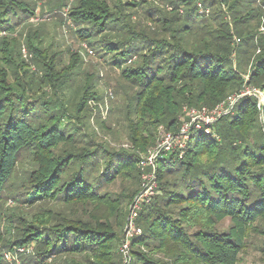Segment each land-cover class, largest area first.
Instances as JSON below:
<instances>
[{
    "label": "trees",
    "instance_id": "16d2710c",
    "mask_svg": "<svg viewBox=\"0 0 264 264\" xmlns=\"http://www.w3.org/2000/svg\"><path fill=\"white\" fill-rule=\"evenodd\" d=\"M69 6L76 36L123 80L114 91L131 146H115L91 126L90 101L102 96L95 74L84 79L78 69L79 55L61 66V51L29 29L33 70L17 38L2 34L37 17L36 3L0 0V207L8 198L18 205L7 218L12 240L0 243V264L3 250L19 247L28 250L22 264H240L251 247L264 254V101L240 95L246 86L264 90V34L253 30L264 24V0ZM251 49L260 53L246 79ZM234 94L229 112L192 123L184 148L157 154L150 166L159 191L139 210L142 231L130 238L124 263L130 205L159 128L179 134L192 122L190 109H216Z\"/></svg>",
    "mask_w": 264,
    "mask_h": 264
},
{
    "label": "rangeland",
    "instance_id": "374dc122",
    "mask_svg": "<svg viewBox=\"0 0 264 264\" xmlns=\"http://www.w3.org/2000/svg\"><path fill=\"white\" fill-rule=\"evenodd\" d=\"M32 1L36 3L37 17H32L27 23L18 25L15 31L11 34L5 32H2V34L7 39H10L12 37L17 38L22 57L27 61V63L30 64V67L33 70H35L36 68V64L33 60L34 55L32 52H30L26 43V33L29 29L33 32H37L38 35L42 37V46L49 47L51 51H61L60 55L57 57V59L61 62V66H65L69 63L71 64V62L76 59L77 55H79L78 58L81 60V64L79 65L78 69H80L84 73V79L87 77V74H95L97 79L96 89L98 93L102 96V99L100 101H90L91 106L94 107L92 115L90 116L91 126L99 132L101 137L107 139L113 145L123 147L131 146L130 143H128V141L126 140L127 132L124 126L125 120L122 117V112L120 108H118L120 105H122L123 100L120 96L118 97V95L115 94L114 91L115 87L119 85V83H123V80L120 77L119 71L117 69L115 70L114 68H112L110 64H108V62L105 60V58L101 56L100 53H97L86 42L76 36L74 32L75 27L70 22L68 17V10L70 7L69 5L73 0H68L69 5H64L60 9H57V7L52 6V2L58 0ZM50 2L52 4H50ZM201 8L203 9L202 12H204L206 16L211 15L212 7L209 6L207 9H205L204 6H200V9ZM253 30L254 32H259L260 35L264 34V24H255ZM258 37L259 36H257V38ZM251 50L254 51V49ZM258 53H260V49H258L256 52L254 51L253 53H251V59L248 60V62H243L242 64V71L244 72V76L246 77V79L250 78L252 62L253 59L256 58ZM233 55L234 63H238V61L240 60L239 55L235 53ZM249 94L257 96L261 103L264 101V90H261L258 87L246 86L240 95ZM238 97L239 96H237L236 94L228 96L224 103H221L216 109L210 111L206 107H203L201 109L206 108L207 110L205 112L209 116L217 114L221 115L222 113L229 112V109L235 104ZM194 109L198 110L197 108ZM101 121L106 122L107 126H111L113 130L111 131L107 128H101V126H99ZM167 138L172 141L173 147L177 148L176 144L178 142L175 134L165 130L164 128H159L155 146H152L148 150V155H144L143 158H149V156L154 154L153 159L155 160V158L157 157L156 151L160 150L161 147L164 146L163 144L167 141ZM145 163L146 162H144V166L142 167L143 171L140 178V191L134 197V200L130 205V211L133 210L132 206L133 204L135 205L138 196H140L141 194L143 196L140 198L141 200L139 199L138 202L141 209L144 202L149 203L155 198L159 191V186L155 184L147 188L148 186H150V184H147L150 179H148V176L146 174H152L151 172H154L155 168ZM142 165L143 163L141 164V166ZM148 166L153 169L151 171H144V169ZM17 208V203L10 198L6 199V201L0 207V211L2 214L0 216V233L1 235L3 234V236L0 238L1 244L3 242V239L8 241L12 240V237L9 236V233H7L6 224L9 215L13 214L14 212H18ZM130 216L131 215L129 214L128 223L126 225L125 231H128L130 229ZM135 224L142 231V228L137 224V222ZM230 225L231 222L229 219H226L220 224V226L225 229L228 228ZM141 231L136 233V235L141 233ZM126 237L127 232L125 239ZM252 240L256 241V243L258 244L261 242L259 238ZM22 248L24 250H21ZM26 251L28 250L25 247H19L16 250L11 251L3 250L6 264H22V258L26 256L24 255ZM29 251L31 252V249ZM27 253L30 254L29 252ZM129 261V258L127 260L124 258V263H129ZM46 263L63 264L60 261H56V259L54 258L48 259ZM240 264H264V254L261 253L258 247H251L243 256V260Z\"/></svg>",
    "mask_w": 264,
    "mask_h": 264
},
{
    "label": "built area",
    "instance_id": "2783aa9c",
    "mask_svg": "<svg viewBox=\"0 0 264 264\" xmlns=\"http://www.w3.org/2000/svg\"><path fill=\"white\" fill-rule=\"evenodd\" d=\"M199 6H202V5L200 4ZM202 11H203V9L201 8V12ZM203 110H204V112H203ZM206 110L207 109L204 108V109H200V110L192 109V110L189 111L192 122L185 123L182 126V128L180 130V133L175 135L177 137V142H178L176 144L177 147L184 148L186 146V140L188 139V131L190 130V127L192 126V123L193 122L199 121V124H197V127H201L200 122H203L205 124H210L211 122H213L217 118V116L220 115V114H217V115L209 116L208 114H206V112H205ZM163 145L164 146H162L161 149L162 148H164L165 150H173V149H175V147H173L172 141L169 138H167V141ZM161 149L160 150H157L156 151L157 152L156 154H158L161 151ZM153 155L149 156V158H148V160L146 161L145 164L155 166L154 165V159H153L154 156ZM151 173L152 174H146L148 176V179H150L148 181V183H147V184H150V186H148L147 188L151 187L154 184L157 185L156 184L157 182H156L155 171L154 172H151ZM141 197H143L142 194L140 196H138L135 205L133 204V206H132L133 207V210H131V213H130L131 216H130V222H129L130 229L127 231V237H126L125 242H124V244L122 246V252H123L126 260L128 258L130 259V256H129V243H130V238L133 237L134 235H136V233H138V232L141 231L137 227V225L135 224L136 223L135 222V219L137 218L138 213H139V210H140V206H139L138 202H139V199ZM21 250H24V249L22 248Z\"/></svg>",
    "mask_w": 264,
    "mask_h": 264
}]
</instances>
